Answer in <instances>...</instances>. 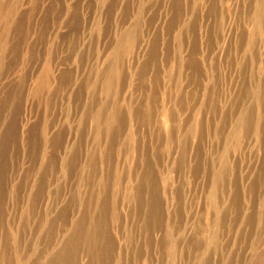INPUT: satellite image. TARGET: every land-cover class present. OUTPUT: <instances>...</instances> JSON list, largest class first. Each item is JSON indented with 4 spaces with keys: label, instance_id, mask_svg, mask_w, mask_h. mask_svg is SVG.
Here are the masks:
<instances>
[{
    "label": "rangeland",
    "instance_id": "obj_1",
    "mask_svg": "<svg viewBox=\"0 0 264 264\" xmlns=\"http://www.w3.org/2000/svg\"><path fill=\"white\" fill-rule=\"evenodd\" d=\"M258 1L0 0V134L9 131L8 123L13 118L17 138L11 148L16 153L9 152L7 164L11 172L17 173L15 181L23 183L17 206L13 207L15 203L10 200L6 204L4 221L9 216L16 219L15 226L25 220L30 227V232L21 238L22 243L28 242L26 251L15 253L19 264H31L30 246L36 238L33 228L39 221L31 216L27 199L30 190L38 189V182L46 172L47 181L43 186L52 188L51 195L61 187L59 201L65 203L71 194L72 182L65 176L62 160L68 159L75 147L83 148L77 153L78 164L87 159L92 112L85 119L81 116L87 111L91 91L89 87L81 88L84 93L78 99L79 82L92 68L97 72L95 77L98 76L100 86L101 74L110 64L120 67L123 73V83L117 81L114 86L116 93L111 89L115 98L120 96L115 100L117 104H148L153 82L157 80L158 103L165 109L177 107L179 131L184 132L196 123L187 142L186 161L192 166L198 158L201 170L197 173L190 166L176 167L174 161L181 153L176 143L168 151L163 148L155 170L161 185V179L169 180V186L161 188L159 195L165 209L177 211L172 226L173 235L178 237L177 251L170 258L156 247L147 252L142 250L145 253L139 258L142 264H166L172 259L173 264H194L205 250L208 264H264V135L254 124L239 139L227 135L236 115L247 104L244 100L232 104L243 83L241 66L249 64L248 71L254 75L249 77V82L255 77H259L257 81L264 79V27L257 22ZM128 32L134 41H125L120 46ZM114 48H120L116 58L112 55ZM39 77H44L40 91L37 89ZM95 92L97 102L106 100L100 87ZM261 95L254 112L264 120V94ZM207 97L211 105L206 102ZM249 99L255 106L256 99ZM113 101L108 100L109 106ZM210 106H215L217 113H212ZM223 114L226 120H222ZM166 117L162 121L169 131L172 124ZM221 121L226 122L216 133L215 125ZM127 124L130 129L138 126L132 116ZM139 126L137 135L134 133L136 143L120 136L121 148L115 158L123 177L124 170L135 173L134 185L143 170L138 154L146 142L141 140L154 134L156 122L149 127ZM33 129L40 136L39 148L34 150L35 155H30L22 133ZM10 135L9 131L11 142ZM43 141L47 142V148ZM197 149H200L198 154ZM225 149L231 169L219 192L222 210L217 220L207 197L212 189V167L218 166ZM120 192L119 214L122 218L128 216L125 226L138 227L142 219L135 212L133 194L125 198L124 186ZM236 194L238 198L234 200ZM48 200L50 197L44 196L40 206ZM53 202L47 206L51 221L56 217ZM39 209L44 211L43 207ZM81 210L68 212V222ZM111 228L116 247L124 248L126 235L120 234L114 224ZM59 234L61 230H55L57 237ZM215 234L218 239L213 249L208 246V240ZM192 238L200 242L198 247L189 242ZM139 240L135 239L136 247L143 248ZM86 261L84 255L81 264Z\"/></svg>",
    "mask_w": 264,
    "mask_h": 264
},
{
    "label": "bare ground",
    "instance_id": "obj_2",
    "mask_svg": "<svg viewBox=\"0 0 264 264\" xmlns=\"http://www.w3.org/2000/svg\"><path fill=\"white\" fill-rule=\"evenodd\" d=\"M213 10L214 8L212 7L211 11ZM258 21L264 27V0L258 1L257 22ZM131 35V32L124 35L120 46H122L125 41L133 42L135 38L131 37ZM248 46L250 48V43H248ZM252 47L253 44L251 43V48ZM112 53L114 58L118 57L120 55V48H114ZM151 57H154V54ZM249 67L248 63H244L241 66V70L244 74L243 83H241L236 95L232 99V104L243 100L247 104L244 105V108L236 115L232 128L227 134L228 138L239 139L241 135L249 132L253 124L255 128L264 135V120L262 116H257L254 112L255 107L258 105L259 101H261V94H264V90H262L264 89V79L262 78L263 81H257L256 78L259 77H255L249 82V77L252 78L254 76L248 71ZM121 71L120 67L110 64L106 70L102 72V83L99 86L97 84L98 76L95 77L97 72L95 69L91 68L83 80L79 82L80 88L77 91L78 99H80V97L82 98V94L84 93H82V91L86 87H89L91 91L87 101L88 107L85 109L87 111L81 116L82 119H85L86 115L92 112V116H89L93 124L91 128V146L90 149L86 151L87 159L85 163L81 165L78 164V158H76L78 151L81 152L83 150V148H80L81 146L79 147L80 150L77 147L72 148L68 159L62 160L61 166L64 168L65 176L68 179L70 177L72 182V185H70L72 191L65 203L59 201V191L61 187L55 189L52 194L54 198L52 199V188H49L48 185L46 187L43 186L44 182L47 181L48 174H46V172H43V176L38 182V189L35 191L30 190V195L27 197L28 204L31 205L32 208V215H30L33 219L35 217L36 221L39 220L33 228L36 238L34 237L35 239L30 246L31 252L29 257L31 256V264H81V259L84 255L87 257V261L84 264H142L143 262L141 259L139 260L141 255H145V253H142V250L147 252L148 249L156 247L157 251H162L163 255L170 258H173L177 251L179 244L177 242L178 237L175 238L172 228L177 211L170 210L168 207L165 209L164 200L161 199L159 195L160 191H162L161 188L165 189L169 186V180L166 178L161 179L163 182L161 185L155 170L163 148L168 151L170 145L173 143H176L179 149H181V153L174 161L176 167L182 169L190 166L186 161V146L190 132L195 130L196 123L190 124L184 132L179 131L180 126L176 118L177 107L165 109V107L158 103L160 99L159 93H157V80L153 82L148 104L146 103L144 106H132L130 103L129 106H127L124 102H121L122 105L119 103L117 104L115 100H119L120 96L118 95L115 98L114 94L116 91L113 89L117 81L123 83L121 80L123 73ZM43 78L44 77H39L40 82L37 85L39 91L42 88ZM62 78H64V76ZM99 87L102 91L101 95L106 97V100L101 102H97L95 94V91H97ZM81 88H83V90ZM109 90H111V92ZM249 97L256 99L255 106L251 104ZM207 99L206 102L211 105V99ZM108 100H114L112 106H109ZM182 107L183 105H181V109ZM210 107L212 113H217L218 109L215 106ZM92 108H94V110H92ZM222 108L224 109L225 107ZM225 115H222V120H226ZM131 116L137 123V128H139L141 124L149 127L152 123L156 122L154 134L150 136L147 135V138L145 136L143 138L144 140H141L142 143L146 142L145 145L143 144L144 147L142 146L139 152L140 154H138L140 158L139 164L143 165V170L135 185L133 183L135 173H132L129 169L124 170L125 173L123 177L121 172L117 169V163L115 161V158L119 156V154H117L118 149L121 148L122 141L119 140L122 137L120 136H124L123 139H127L129 143H136L135 140L137 141L134 136V133L137 135V128L134 127V129H130L128 126L129 123L127 124ZM163 117L171 121L172 125L169 131L164 128L165 126L162 121ZM11 119L10 123H8V129L12 132V135H10L12 141H9V131H2V134H0V264H19L15 258V253H21L23 249L26 251L28 242L25 241L22 243V240L24 236L30 232V227L28 228L25 220L22 221L21 225L19 221L18 226H15V218L9 219V216H7V220L4 221L6 216V204H8L10 200L15 203L13 207L17 206L21 195L20 188L23 185L21 181H15L17 173L14 172V170L11 172L7 164L9 152L13 151L16 153V149L11 148L17 138L15 120L13 118ZM225 122L226 121H221L215 125L216 133L217 129L220 130ZM4 130H6V127ZM124 131L126 134H123ZM22 137L24 138L23 143L30 147V155H35L36 150L39 148L37 141L40 139V136L38 135V131H36V129L28 132L26 131L25 134L22 133ZM102 141L104 142L103 146H101ZM47 142L50 143L49 140H47ZM47 142L43 141L45 147ZM43 149L44 147L41 150ZM199 150L200 149H197V154ZM227 156V150L225 149L220 154L218 166L212 167V189L209 191L207 197L209 204L214 207L213 210L217 220H219V215L222 210L219 202V192H222L226 177L231 169ZM201 165L200 160L197 158L195 164L190 166V168L192 171L198 173L201 170ZM42 170L41 166L40 171ZM40 171L38 174H40ZM72 176H74L75 179H73ZM109 185L111 187H109ZM123 186L126 190L125 198L129 194H133L135 212H138V217L142 219L138 227L135 225L127 228L125 226V221L128 219V216L122 218L119 214L121 210L119 208L121 206L119 195L122 193L120 189ZM254 186L255 184H253L252 187ZM44 196L45 198L50 197V201L48 200L46 201L48 203L40 206ZM236 196H238V194L234 195V200H237L238 197ZM53 201L56 204L54 206L56 217L51 221V218H49L50 210L47 209V206ZM59 202L62 204L58 207V204H60ZM42 207L44 209L43 212L39 209ZM79 208L82 209L79 215L74 217L71 222H68L69 213L74 210L78 211ZM10 217L13 218V216ZM217 220L215 221L217 222ZM56 224L59 226H54ZM113 224L119 228L118 232L120 234L126 235L124 248L116 247L117 243L114 241V234L111 228ZM19 228L21 229L18 233ZM57 229L61 230V235L59 234V237L55 235V230ZM136 238L141 240L139 241L140 243L142 242L143 248L136 247ZM217 239L216 234L210 236L208 246L215 249ZM182 240L184 241L183 238ZM189 242L195 245H193V247H198L200 245V242L194 238L189 239ZM39 245H41V247H39ZM206 253V250L203 252L201 251V255L194 264H208ZM17 259L19 260V258ZM172 260H167L168 262L166 264H173Z\"/></svg>",
    "mask_w": 264,
    "mask_h": 264
}]
</instances>
